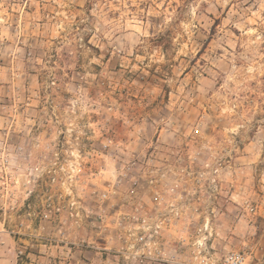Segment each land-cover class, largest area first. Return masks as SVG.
Wrapping results in <instances>:
<instances>
[{
	"label": "rangeland",
	"instance_id": "1",
	"mask_svg": "<svg viewBox=\"0 0 264 264\" xmlns=\"http://www.w3.org/2000/svg\"><path fill=\"white\" fill-rule=\"evenodd\" d=\"M264 264V0H0V264Z\"/></svg>",
	"mask_w": 264,
	"mask_h": 264
},
{
	"label": "built area",
	"instance_id": "2",
	"mask_svg": "<svg viewBox=\"0 0 264 264\" xmlns=\"http://www.w3.org/2000/svg\"><path fill=\"white\" fill-rule=\"evenodd\" d=\"M243 257L240 254L233 253L229 258V264H241Z\"/></svg>",
	"mask_w": 264,
	"mask_h": 264
}]
</instances>
